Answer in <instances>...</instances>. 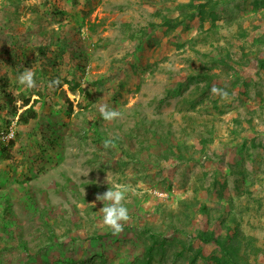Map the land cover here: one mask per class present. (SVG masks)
<instances>
[{
	"label": "rangeland",
	"instance_id": "374dc122",
	"mask_svg": "<svg viewBox=\"0 0 264 264\" xmlns=\"http://www.w3.org/2000/svg\"><path fill=\"white\" fill-rule=\"evenodd\" d=\"M190 1L0 0V264H143L148 248L152 264H232L200 231L264 264V0H209L213 21L174 27ZM117 186L130 220L114 234L97 196Z\"/></svg>",
	"mask_w": 264,
	"mask_h": 264
},
{
	"label": "trees",
	"instance_id": "16d2710c",
	"mask_svg": "<svg viewBox=\"0 0 264 264\" xmlns=\"http://www.w3.org/2000/svg\"><path fill=\"white\" fill-rule=\"evenodd\" d=\"M209 2V0H191L189 3L187 4H182L180 6V11L182 13V15L184 16V20L182 21H174V27L176 26L177 23H182L183 21H186L188 19H191V21L193 20H197L200 21V23H204L206 22L208 19H212V21L215 19V16L217 15V10H216V6H212L211 10H209L206 6V4ZM208 9V11H207ZM170 22L166 23V26H170ZM197 79L196 81L203 79L204 82L206 83V89L208 88V83L209 80L212 79V76H210L209 74H207V72H201L199 74H195L194 76H192V78L190 79L191 82H194V79ZM68 83V82H67ZM74 90V88H73ZM204 92V91H203ZM205 94V93H203ZM28 100L25 102V105H28ZM14 115H17V111L14 112ZM14 116V117H15ZM37 118V112L35 111L33 106H30L29 108H27L26 110H24L20 115H19V119L18 122L20 124H27L29 123V121L31 119H35ZM15 145V141L11 140L9 146L13 147ZM186 147V144L183 145H177L176 148H178L179 153H175L174 154H178V159L179 161H183L186 160L184 157V152L182 150V148ZM183 148V149H184ZM9 148H4L3 151V157L10 159V155L7 152ZM242 151V150H241ZM188 161V159L186 160ZM214 188L218 189V192L224 189V185L223 184H219L218 181L214 182ZM153 235H152V239H153ZM230 236H225L222 237L220 235H216L214 232H209V231H200L198 232L197 236H196V240L200 241L203 245H211V244H215L217 246V248L221 251V253H223V258L227 259V261L231 262L232 264H241L242 261L244 260V257L240 256V250L241 248L239 247V245L235 244L237 241L236 236H232L230 238H228ZM154 240H156V237H154ZM165 244L167 243V240L164 242ZM186 246H183L182 251H184ZM154 252L155 250L153 249H149L148 248V254L145 256L146 259H144L143 264H152V261L154 259ZM178 255V254H177ZM180 256H184L182 253H180ZM64 264H78V263H69L68 261H66V263ZM79 264H83V262H80ZM190 264H196V257L193 258L190 261Z\"/></svg>",
	"mask_w": 264,
	"mask_h": 264
},
{
	"label": "clouds",
	"instance_id": "9594fccd",
	"mask_svg": "<svg viewBox=\"0 0 264 264\" xmlns=\"http://www.w3.org/2000/svg\"><path fill=\"white\" fill-rule=\"evenodd\" d=\"M35 72L31 68L25 67L20 71L17 82L20 85H23L26 89L32 90L37 88V81L35 79ZM59 78L49 82V88H55L59 86ZM212 94L219 96L221 99H228L229 94L225 89L216 87L215 85L211 89ZM101 117L105 121H113L120 119L122 113L108 104H103L99 108ZM13 133H9L11 137ZM115 147V144L112 139H106L104 141V148L108 149ZM127 189L123 186H117L115 190L110 189L102 195L97 196V200L100 201H110L108 206H103L100 210L103 213V223L105 226L110 228L114 234H119L123 231L124 224L130 220L129 210L124 205L126 199Z\"/></svg>",
	"mask_w": 264,
	"mask_h": 264
}]
</instances>
